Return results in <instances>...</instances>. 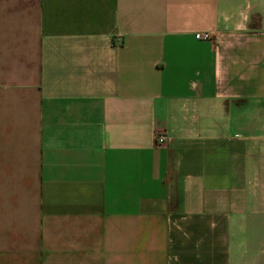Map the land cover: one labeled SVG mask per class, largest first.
Listing matches in <instances>:
<instances>
[{
    "label": "crops",
    "instance_id": "0c3cea01",
    "mask_svg": "<svg viewBox=\"0 0 264 264\" xmlns=\"http://www.w3.org/2000/svg\"><path fill=\"white\" fill-rule=\"evenodd\" d=\"M0 264H264V0H0Z\"/></svg>",
    "mask_w": 264,
    "mask_h": 264
},
{
    "label": "built area",
    "instance_id": "2783aa9c",
    "mask_svg": "<svg viewBox=\"0 0 264 264\" xmlns=\"http://www.w3.org/2000/svg\"><path fill=\"white\" fill-rule=\"evenodd\" d=\"M198 38L201 40L211 39V34L209 33L200 34L198 35ZM156 142L158 144H164L166 142V137L161 134H158L156 135Z\"/></svg>",
    "mask_w": 264,
    "mask_h": 264
}]
</instances>
